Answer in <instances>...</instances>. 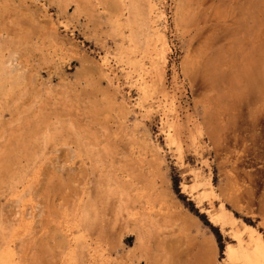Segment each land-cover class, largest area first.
Returning <instances> with one entry per match:
<instances>
[{
  "label": "rangeland",
  "instance_id": "rangeland-1",
  "mask_svg": "<svg viewBox=\"0 0 264 264\" xmlns=\"http://www.w3.org/2000/svg\"><path fill=\"white\" fill-rule=\"evenodd\" d=\"M246 226L264 0H0L7 264H221Z\"/></svg>",
  "mask_w": 264,
  "mask_h": 264
},
{
  "label": "bare ground",
  "instance_id": "bare-ground-1",
  "mask_svg": "<svg viewBox=\"0 0 264 264\" xmlns=\"http://www.w3.org/2000/svg\"><path fill=\"white\" fill-rule=\"evenodd\" d=\"M154 36H156L159 40L163 39V37L160 36V34L156 32L154 33ZM164 41L166 42V40ZM161 53H163V51H161ZM160 61H162V59ZM147 88H149L148 92L150 93L151 91L150 87H147V85L145 84L143 91H144V94L146 95L148 94ZM209 191L210 190H208V192ZM221 219H222L221 216H216V218H213V221L219 222L221 221ZM244 232H247L250 235H241ZM241 234L232 235L233 238L231 239L236 242V246L229 245L227 247L226 254H225L226 260H224V262L221 264H264V238L261 235H255L254 230L249 226H246L244 231H241ZM9 258L10 257H8L7 253L5 255L0 256V264H7V262H11Z\"/></svg>",
  "mask_w": 264,
  "mask_h": 264
},
{
  "label": "trees",
  "instance_id": "trees-1",
  "mask_svg": "<svg viewBox=\"0 0 264 264\" xmlns=\"http://www.w3.org/2000/svg\"><path fill=\"white\" fill-rule=\"evenodd\" d=\"M178 181H179L178 177L175 174H173V185L176 190V193L180 196L182 200H184V197H181V195L179 194V188H178L179 182Z\"/></svg>",
  "mask_w": 264,
  "mask_h": 264
}]
</instances>
